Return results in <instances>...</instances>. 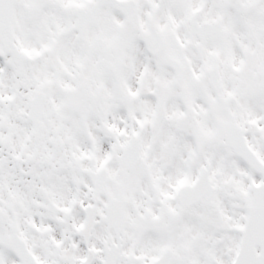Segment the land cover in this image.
<instances>
[{"label": "snow or ice", "instance_id": "6c2138e0", "mask_svg": "<svg viewBox=\"0 0 264 264\" xmlns=\"http://www.w3.org/2000/svg\"><path fill=\"white\" fill-rule=\"evenodd\" d=\"M0 264H264V0H0Z\"/></svg>", "mask_w": 264, "mask_h": 264}]
</instances>
